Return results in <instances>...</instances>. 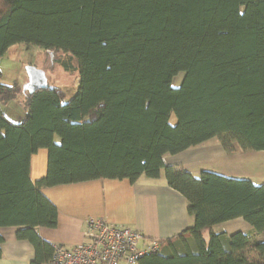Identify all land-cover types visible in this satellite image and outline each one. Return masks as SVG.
<instances>
[{
    "label": "trees",
    "instance_id": "trees-1",
    "mask_svg": "<svg viewBox=\"0 0 264 264\" xmlns=\"http://www.w3.org/2000/svg\"><path fill=\"white\" fill-rule=\"evenodd\" d=\"M20 44L79 77L69 101L49 83L34 94L0 83V228L17 227L31 243L30 264H49L56 247L37 232L58 224L44 189L134 184L163 170L195 224L138 264H264V240L255 241L264 235V184L195 178L164 163L213 138L231 154L264 151V0H0V59ZM20 95L25 116L12 121L1 108ZM41 149L47 173L33 182ZM237 218L251 229H212Z\"/></svg>",
    "mask_w": 264,
    "mask_h": 264
},
{
    "label": "crops",
    "instance_id": "crops-1",
    "mask_svg": "<svg viewBox=\"0 0 264 264\" xmlns=\"http://www.w3.org/2000/svg\"><path fill=\"white\" fill-rule=\"evenodd\" d=\"M48 151L41 149L31 159V179L37 182L47 173ZM166 166H176L200 178L210 172L232 179L264 184V151L228 153L222 143L209 140L176 155L164 158ZM58 210L55 228L37 229L39 236L54 246H75L86 241L87 223L103 219L111 226H129L145 239L159 242L175 239L195 224L188 213V200L169 186L165 170L157 179L145 175L134 183L128 180H93L43 190ZM215 233L233 235L247 232L251 225L237 218L214 226ZM17 227L0 228V264H30L34 247L17 238ZM209 238V232L205 238ZM263 236V235H262ZM261 237V236H260Z\"/></svg>",
    "mask_w": 264,
    "mask_h": 264
},
{
    "label": "built area",
    "instance_id": "built-area-1",
    "mask_svg": "<svg viewBox=\"0 0 264 264\" xmlns=\"http://www.w3.org/2000/svg\"><path fill=\"white\" fill-rule=\"evenodd\" d=\"M85 238L75 246H56L49 264H138L161 248L159 241L145 239L136 229L97 218L88 220Z\"/></svg>",
    "mask_w": 264,
    "mask_h": 264
},
{
    "label": "rangeland",
    "instance_id": "rangeland-1",
    "mask_svg": "<svg viewBox=\"0 0 264 264\" xmlns=\"http://www.w3.org/2000/svg\"><path fill=\"white\" fill-rule=\"evenodd\" d=\"M52 55L46 53L42 48L33 44H20L12 46L8 52L0 59V70L3 73L0 83L6 85L18 84L20 88L28 83L29 78L26 68L34 66L45 72L48 83L51 86L61 88L66 96L67 101L72 99L79 88V77L77 73H69L63 71L54 64ZM185 78V73L181 72L174 77L172 85L174 88L181 86ZM23 95L7 106H2L3 113L12 121H19L25 116V108L23 107ZM171 123H176V117L173 114ZM221 141L218 138L209 140L210 143ZM208 238V236H207ZM264 240V235L257 237L255 241Z\"/></svg>",
    "mask_w": 264,
    "mask_h": 264
},
{
    "label": "water",
    "instance_id": "water-1",
    "mask_svg": "<svg viewBox=\"0 0 264 264\" xmlns=\"http://www.w3.org/2000/svg\"><path fill=\"white\" fill-rule=\"evenodd\" d=\"M26 71L29 81L23 88L24 93L34 94L36 91L46 89L49 86L44 71L34 66H28Z\"/></svg>",
    "mask_w": 264,
    "mask_h": 264
}]
</instances>
